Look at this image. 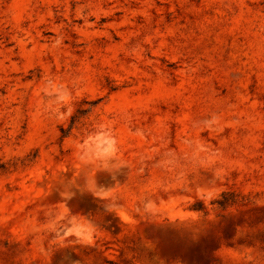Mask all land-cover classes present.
Returning <instances> with one entry per match:
<instances>
[{"label": "rangeland", "instance_id": "374dc122", "mask_svg": "<svg viewBox=\"0 0 264 264\" xmlns=\"http://www.w3.org/2000/svg\"><path fill=\"white\" fill-rule=\"evenodd\" d=\"M0 264H264V0H0Z\"/></svg>", "mask_w": 264, "mask_h": 264}, {"label": "trees", "instance_id": "16d2710c", "mask_svg": "<svg viewBox=\"0 0 264 264\" xmlns=\"http://www.w3.org/2000/svg\"><path fill=\"white\" fill-rule=\"evenodd\" d=\"M73 123V117L71 118V124ZM71 127V126H70ZM68 130V129H67ZM60 131H61V136H65L67 131L65 128L60 127Z\"/></svg>", "mask_w": 264, "mask_h": 264}]
</instances>
